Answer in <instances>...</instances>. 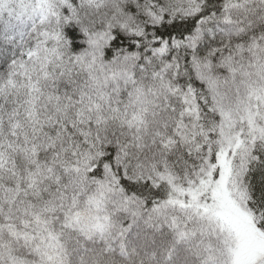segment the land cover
<instances>
[{"label":"snow or ice","instance_id":"snow-or-ice-1","mask_svg":"<svg viewBox=\"0 0 264 264\" xmlns=\"http://www.w3.org/2000/svg\"><path fill=\"white\" fill-rule=\"evenodd\" d=\"M0 264H264V0H0Z\"/></svg>","mask_w":264,"mask_h":264}]
</instances>
